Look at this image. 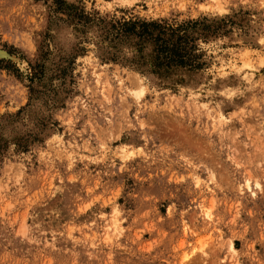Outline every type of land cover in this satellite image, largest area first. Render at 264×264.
<instances>
[{
    "label": "rangeland",
    "instance_id": "rangeland-1",
    "mask_svg": "<svg viewBox=\"0 0 264 264\" xmlns=\"http://www.w3.org/2000/svg\"><path fill=\"white\" fill-rule=\"evenodd\" d=\"M261 41L264 0H0V264H264Z\"/></svg>",
    "mask_w": 264,
    "mask_h": 264
},
{
    "label": "trees",
    "instance_id": "trees-1",
    "mask_svg": "<svg viewBox=\"0 0 264 264\" xmlns=\"http://www.w3.org/2000/svg\"><path fill=\"white\" fill-rule=\"evenodd\" d=\"M149 23H143L142 25V28L145 27V25H147ZM157 26H159V24L157 23H153L152 24V27H154L153 29V32L155 33V31L157 30ZM151 31V33H153ZM146 30L143 29L142 33L139 35L140 37H143V36H148L149 34H146ZM178 47L177 46H172V47H169V46H165L164 48H161L159 51L162 52V53H165L164 55V60H166L169 64L171 63H175V62H178L179 65H182L184 64L185 62L183 61V53L179 50V48L177 49ZM177 49V50H176ZM160 56L157 57V59H159ZM162 60V59H161Z\"/></svg>",
    "mask_w": 264,
    "mask_h": 264
},
{
    "label": "snow or ice",
    "instance_id": "snow-or-ice-1",
    "mask_svg": "<svg viewBox=\"0 0 264 264\" xmlns=\"http://www.w3.org/2000/svg\"><path fill=\"white\" fill-rule=\"evenodd\" d=\"M261 43H264V41H261Z\"/></svg>",
    "mask_w": 264,
    "mask_h": 264
}]
</instances>
